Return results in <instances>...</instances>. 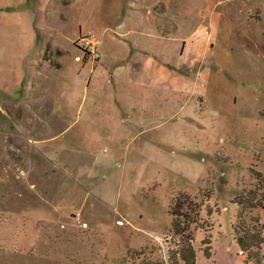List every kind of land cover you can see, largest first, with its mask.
<instances>
[{"label":"rangeland","instance_id":"obj_1","mask_svg":"<svg viewBox=\"0 0 264 264\" xmlns=\"http://www.w3.org/2000/svg\"><path fill=\"white\" fill-rule=\"evenodd\" d=\"M263 207L264 0H0V264H257Z\"/></svg>","mask_w":264,"mask_h":264},{"label":"trees","instance_id":"obj_2","mask_svg":"<svg viewBox=\"0 0 264 264\" xmlns=\"http://www.w3.org/2000/svg\"><path fill=\"white\" fill-rule=\"evenodd\" d=\"M190 196L185 193H181L176 198H174L172 206L170 208V215L173 216L171 221V228L173 229L176 235H180L183 231L189 229L190 224L196 222V218H194L191 214L197 215V211L195 212L196 205L190 200ZM240 204V203H239ZM255 205H244V207H254ZM264 208V207H263ZM195 212V213H194ZM177 217L180 220L176 219ZM183 226L182 229L180 226ZM187 242L185 248L188 251V255L183 254L182 252V259L184 262L187 260L189 261L188 264H195V252L193 250L191 241L192 238L186 237ZM239 250L244 252H252V247H256V250L252 253V257L255 259L257 264H264V257L259 255V245L262 243L263 239L261 235L256 233H246V237L237 236L236 238ZM184 248V249H185ZM251 248V249H250ZM186 256V257H185Z\"/></svg>","mask_w":264,"mask_h":264},{"label":"built area","instance_id":"obj_3","mask_svg":"<svg viewBox=\"0 0 264 264\" xmlns=\"http://www.w3.org/2000/svg\"><path fill=\"white\" fill-rule=\"evenodd\" d=\"M85 43V48L87 50L88 53L92 54V55H95V49L94 47H92V45H90L89 41L85 40L84 41Z\"/></svg>","mask_w":264,"mask_h":264},{"label":"crops","instance_id":"obj_4","mask_svg":"<svg viewBox=\"0 0 264 264\" xmlns=\"http://www.w3.org/2000/svg\"><path fill=\"white\" fill-rule=\"evenodd\" d=\"M10 9V8H9ZM136 43L138 44H140L141 43V41H139V38H137V41H136ZM180 110H181V108H180ZM196 261V260H195Z\"/></svg>","mask_w":264,"mask_h":264}]
</instances>
